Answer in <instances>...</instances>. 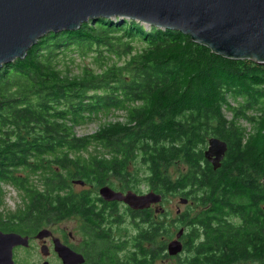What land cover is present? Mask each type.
I'll return each mask as SVG.
<instances>
[{"label": "trees", "instance_id": "16d2710c", "mask_svg": "<svg viewBox=\"0 0 264 264\" xmlns=\"http://www.w3.org/2000/svg\"><path fill=\"white\" fill-rule=\"evenodd\" d=\"M88 55L99 71L75 72V59ZM109 114L122 121L76 133ZM213 137L227 144L216 171L203 156ZM171 168L179 172L175 178ZM20 170L46 172L45 193L30 190ZM252 173L264 175V65L223 58L189 35L115 16L49 33L0 69V200L2 185L29 197L22 211L0 221L3 232L79 218L82 237L98 238L87 251L90 264H156L168 257L177 227L167 212L140 211L136 248L117 261L109 232L93 231L99 215L114 206L92 199L90 191L68 190L72 180L122 191L140 180L162 199L178 195L196 206L175 218L185 226L182 252L173 257L179 264L256 261L264 259L258 209L264 186ZM242 212L245 226L238 229L230 219Z\"/></svg>", "mask_w": 264, "mask_h": 264}, {"label": "water", "instance_id": "95a60500", "mask_svg": "<svg viewBox=\"0 0 264 264\" xmlns=\"http://www.w3.org/2000/svg\"><path fill=\"white\" fill-rule=\"evenodd\" d=\"M135 20L145 29L178 31L213 53L232 60H249L264 65V0H0V69L27 51L49 33L72 31L97 17ZM116 21V19H112ZM227 152V144L210 138L203 155L214 169ZM73 184L84 186L82 180ZM105 202H123L133 210H145L162 201L153 191L138 195L115 191L105 185L98 190ZM187 199L180 198L181 205ZM162 212L156 207L155 212ZM180 210L176 211L179 214ZM179 229L167 243L166 253L175 257L182 252ZM49 229H40L35 239L43 243L51 237ZM53 251L62 264H82L84 257L53 239ZM29 246L28 237L0 230V264H15L13 249ZM43 257L49 256L46 244L40 246ZM42 264H49L48 261Z\"/></svg>", "mask_w": 264, "mask_h": 264}, {"label": "rangeland", "instance_id": "374dc122", "mask_svg": "<svg viewBox=\"0 0 264 264\" xmlns=\"http://www.w3.org/2000/svg\"><path fill=\"white\" fill-rule=\"evenodd\" d=\"M114 22V21H113ZM87 67L90 69H94L96 71H99L98 69V64L93 58L92 55H88L84 58H77L75 59L73 63V69L75 72L80 71L82 68ZM224 113L228 119L231 118V114L225 109ZM119 115V114H117ZM120 116L115 117L112 114H109L107 116H101L99 119H96L92 122H89L79 128L76 129V133L81 136L85 134H91L94 133L100 123H107L109 121H122V118H118ZM240 124L243 127H246L248 130L252 128V126L248 122L241 121ZM172 177L175 178L178 175V171L176 168H171L170 170ZM20 175L21 177L23 176H28L29 178V185H30V190L36 189L38 190H45V177H46V172H36V173H29L26 174L24 170H20ZM73 181V180H72ZM72 181L69 182L70 188L68 190H72L74 193H79L83 191H90L92 194V199H98L99 194L98 190L99 188H92L90 185L86 184L85 186H80L73 184ZM140 180L134 181L133 185V190L131 188H128L130 191H135V193L138 194H143L152 191L147 185L144 183H139ZM115 190V189H114ZM118 191V188L116 189ZM115 190V191H116ZM33 191V190H32ZM34 191V192H36ZM180 196L178 195H172L168 194L165 199H162V201L157 204L153 205V209L158 207L162 209V212H167L169 214L168 221L170 224H175L177 226L176 228L173 229V235L172 238L169 241L173 240L175 237V234L178 232L180 228H184L185 226L182 225V223L177 222L175 220L176 218V211L179 209L180 212H187V211H195V207H191L192 204L187 203L185 205H181L179 203ZM29 197L25 193L24 190L19 189L18 187H14L13 185H2L1 187V200H0V221L1 223L7 221L13 214L19 213L22 211L28 204ZM115 212L118 216H120L121 219V224L119 227V230L125 231V236L127 239L126 245L127 250H126V255L127 252H130V254L133 252L132 250V239L136 233L137 226L132 225V220L128 217L127 214V208H125L122 204H116L114 206ZM81 220L78 218H68L64 219L55 223L47 224L43 228L49 229L54 233L55 237H61L68 241L69 244H74L78 241L80 237H82L80 232L81 228ZM10 232V231H9ZM34 234L30 235V243L27 248H21V247H15L13 249V261L15 264H41L44 261H48L49 264H61L60 260L57 258L56 254L52 250V244H48L47 246L49 247L50 254L48 257H43L40 253V242L37 240H34L33 237ZM71 235L73 238L71 239ZM131 239V240H130ZM32 240V241H31ZM167 242V243H168ZM136 246V245H135ZM129 250V251H128ZM122 255V254H121ZM123 257V262L126 261L127 256ZM168 255V254H167ZM186 255V254H185ZM183 256V259H186V256ZM156 264H179L176 259L173 257L169 256L163 260H158L156 261Z\"/></svg>", "mask_w": 264, "mask_h": 264}, {"label": "flooded vegetation", "instance_id": "af4514ba", "mask_svg": "<svg viewBox=\"0 0 264 264\" xmlns=\"http://www.w3.org/2000/svg\"><path fill=\"white\" fill-rule=\"evenodd\" d=\"M206 162H207L208 167H210L213 171L214 170L216 171V170H219L220 169L221 162L222 161L220 162L219 167H217L216 169H214L213 165L210 162H208L207 160H206ZM251 178L254 179V180H256L257 184H260V185L264 186V175L252 173L251 174ZM33 191H36V189L34 188ZM116 191H118V190H116ZM128 191H130V190H128ZM41 192L42 193L43 192L45 193V190L44 189L43 190H40L39 194H41ZM120 192L126 193L127 190H123V191H120ZM134 193H135V191H134ZM136 194H138V193H136ZM143 194H146V193H143ZM138 195H142V194H138ZM106 203H107L106 206H110V205L115 206L116 204H122L125 208H127V213H125V214H127L128 217L132 220V225H136V226H137V218H138L137 216L139 215V212L140 211H144V210H133V209H131L128 205H126L123 202H115V201H113V202H106ZM187 203L192 204V202H190V201H188ZM95 204H96V206L102 207V204L99 201H98V203L96 201ZM152 206H150L148 209H145V210L150 211L151 209H153ZM206 208L207 207H205V209ZM258 209L264 214V204H260L259 207H258ZM107 210H109V208H107ZM152 211H155V208ZM251 211H253V207L251 208ZM244 214L245 213H243V212L241 213V215L239 213L232 214L231 215V219H230V223L234 227H236L238 229L244 227L245 226ZM120 224H121L120 216H118L115 211L114 212L108 211V212L102 214L101 216L99 215V221L93 226V231H98V230L103 229L104 231L109 232V237L107 239L110 240V243L113 246H115V248H116L115 255H116L117 261L119 259H120V261H123V257H125L126 250H127V245H126L127 239H126V236H125V231L119 230ZM40 229H43V227L42 228H39V229L37 228L35 230H32V232L29 231L28 229H23L21 232H18L17 231V232H14V233H18V234H20L23 237H28V242L30 243V239H31V236L30 235L34 234L33 237H35L36 233ZM180 229H183V234H182L180 240H181L182 246H184L185 240L183 238V235L185 234V229L184 228H180ZM51 233H52V236L46 238L45 241H44V243H43V240L39 241V240H37L35 238H34V240H37L38 242H40V245H42V244H46V245L52 244V250H53V247H54V245H53V239L54 238H57V239H59V241L62 244L66 245L72 251H74L75 253L80 254V255H82L84 257V260L85 261L82 264H90L87 261L88 260L87 259V254H88L87 251L91 253L92 250H95L96 247L94 245V242L97 241V239H98L97 237H95L94 235H92V237L89 236V237H86V238L80 237L76 243L69 244L68 241H66L65 239H63L61 237L60 238L59 237H55L54 236V233L52 231H51ZM69 236H71V235H69ZM72 238L73 237L71 236V239ZM116 246L119 247V250L117 249ZM21 248H25V247H21ZM135 248L132 247V250H134ZM250 249H251L250 247L247 248V250H250ZM49 254H50V250H49ZM232 264H264V259H260V260H256V261H254L252 258L247 259V260H243V261H238L237 260V261H235Z\"/></svg>", "mask_w": 264, "mask_h": 264}, {"label": "built area", "instance_id": "2783aa9c", "mask_svg": "<svg viewBox=\"0 0 264 264\" xmlns=\"http://www.w3.org/2000/svg\"><path fill=\"white\" fill-rule=\"evenodd\" d=\"M115 22V21H114Z\"/></svg>", "mask_w": 264, "mask_h": 264}]
</instances>
